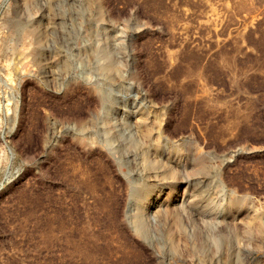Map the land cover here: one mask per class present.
Returning <instances> with one entry per match:
<instances>
[{
    "label": "rangeland",
    "instance_id": "1",
    "mask_svg": "<svg viewBox=\"0 0 264 264\" xmlns=\"http://www.w3.org/2000/svg\"><path fill=\"white\" fill-rule=\"evenodd\" d=\"M0 264H264V0H0Z\"/></svg>",
    "mask_w": 264,
    "mask_h": 264
},
{
    "label": "bare ground",
    "instance_id": "2",
    "mask_svg": "<svg viewBox=\"0 0 264 264\" xmlns=\"http://www.w3.org/2000/svg\"><path fill=\"white\" fill-rule=\"evenodd\" d=\"M140 230H139V232L140 233H138L140 236H142L143 235V231L141 230V228H139ZM84 230V229H83ZM91 231V230H90ZM86 232H87V230H86ZM85 232V233H86ZM88 232H89V230H88ZM93 233V232H92ZM83 234V233H82ZM87 235V234H86ZM96 236H90V235H88V238H87V240H86V242L85 243H83L82 245H80V244H78V245H76V244H74V251L76 252V253H78L79 254V256L83 259V261L84 262H90L92 259H91V255L89 254V253H87V250L86 251H84V246H85V244H86V248H90L91 250H93L94 251V248H95V246L97 245H94L95 244V240H96ZM82 239H83V237H82ZM84 239H85V237H84ZM123 241V240H122ZM82 242H83V240H82ZM73 243V242H72ZM75 243V242H74ZM79 243V242H78ZM119 244V243H118ZM108 246V245H107ZM110 247V246H109ZM102 249H103V247H102ZM106 249H107V247H106ZM134 249V248H133ZM96 250H98V248H96ZM111 250V249H110ZM97 252H99V251H97ZM117 253H120V252H117ZM105 254V253H104ZM98 255V254H97ZM119 255V254H118ZM111 256V255H110ZM116 256V255H115ZM96 257V256H95ZM108 257V256H107ZM115 258V257H114ZM72 259V258H71ZM94 260V259H93ZM92 260V261H93ZM108 260V259H107ZM117 260V259H116ZM94 262V261H93ZM97 262V261H96ZM104 262V261H103ZM110 262V261H109ZM116 262V261H115ZM120 262V261H119Z\"/></svg>",
    "mask_w": 264,
    "mask_h": 264
}]
</instances>
